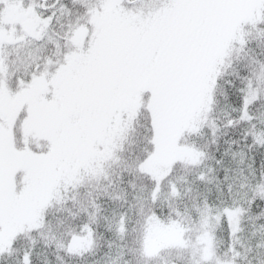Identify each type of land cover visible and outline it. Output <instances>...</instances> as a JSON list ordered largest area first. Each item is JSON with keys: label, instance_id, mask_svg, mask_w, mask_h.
<instances>
[{"label": "snow or ice", "instance_id": "6c2138e0", "mask_svg": "<svg viewBox=\"0 0 264 264\" xmlns=\"http://www.w3.org/2000/svg\"><path fill=\"white\" fill-rule=\"evenodd\" d=\"M172 251L264 264V0H0V264Z\"/></svg>", "mask_w": 264, "mask_h": 264}, {"label": "trees", "instance_id": "16d2710c", "mask_svg": "<svg viewBox=\"0 0 264 264\" xmlns=\"http://www.w3.org/2000/svg\"><path fill=\"white\" fill-rule=\"evenodd\" d=\"M259 163V160L257 161ZM180 175H183V173H180ZM220 176L223 177V172L221 171ZM218 243L221 248H223L224 244V234L222 232H218ZM158 264H178V258L177 254L172 252H164L162 255H160Z\"/></svg>", "mask_w": 264, "mask_h": 264}]
</instances>
